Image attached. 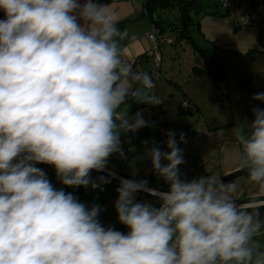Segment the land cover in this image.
Returning a JSON list of instances; mask_svg holds the SVG:
<instances>
[{
	"label": "clouds",
	"instance_id": "9594fccd",
	"mask_svg": "<svg viewBox=\"0 0 264 264\" xmlns=\"http://www.w3.org/2000/svg\"><path fill=\"white\" fill-rule=\"evenodd\" d=\"M0 11V264H264L256 239L264 234V110L233 129L235 170L246 175L224 183L206 169L208 176L182 179L185 161L170 131L169 152H148L168 190L121 179L115 210L128 232L105 228L99 205L89 209L56 189L35 165L53 166L68 187L110 183L91 172L104 171L114 153L123 157L122 131L148 126L142 113L130 122L117 110L129 96L163 100L150 94V75L123 59L129 34L109 4L0 0ZM253 99L264 102V93ZM140 191L160 206L135 202Z\"/></svg>",
	"mask_w": 264,
	"mask_h": 264
},
{
	"label": "crops",
	"instance_id": "0c3cea01",
	"mask_svg": "<svg viewBox=\"0 0 264 264\" xmlns=\"http://www.w3.org/2000/svg\"><path fill=\"white\" fill-rule=\"evenodd\" d=\"M84 0H80L83 3ZM99 3L109 4L119 16V23L124 22L118 26L121 30L128 31V37L121 42L122 57L125 62L131 63L134 71L146 72L151 77H154L152 71L153 58L148 56L147 51L155 44L153 40L146 37L153 22L146 14L144 8V0H108ZM177 8V7H174ZM0 19H4V14ZM174 42V39L171 43ZM168 43V44H171ZM166 44V45H168ZM163 51L165 50V46ZM201 48V47H200ZM203 49V48H201ZM206 50V49H205ZM194 52H197L194 50ZM199 55V54H198ZM199 65L192 66L187 72L186 84L178 82L176 79L163 76L159 71L156 76V82L153 94L162 99L163 102L157 106L151 107L144 103H138L130 96L126 100L125 105H122L117 111L120 114L127 113V119L131 122L137 113H142L143 118L148 122V126L143 127L135 132H121L120 141L124 149L123 157L118 153H114L108 159L106 169L101 172L92 171L91 178L97 181L98 177L104 176L110 180V183H103L94 192L95 197L100 193H104L111 197L109 205H115L118 199L116 189L120 185V178L124 179H143L144 171L147 169L149 159L148 152L149 141L159 140L158 128L164 126L167 133L175 132L177 146L182 150L183 155L196 154L198 161L193 165L189 174V180L198 179L201 176H208L207 171H216L221 173V179L225 176L224 173H232L235 170L234 159L236 157L235 145L236 140L233 134V129L245 124L247 112L251 106L254 94L264 92V89L257 90L252 86L248 89L238 83V87L225 86L217 90L214 87L213 78L204 65L202 58L199 56ZM162 61V57H161ZM161 64V63H160ZM193 67L200 68V72L194 73ZM160 78L159 80H157ZM192 82L193 85H189ZM183 101H187L194 105L195 112H189L181 109ZM195 125V130L189 138L186 135V128ZM133 134L138 136V140L133 138ZM181 134H183V141H181ZM168 139V136H167ZM147 142V143H145ZM163 149H168L167 144L161 146ZM119 158L120 161H119ZM36 167L42 168L46 164H36ZM207 169V170H206ZM114 173V175H111ZM144 175V176H143ZM243 173L239 176L230 178L224 183L231 182L238 177L244 176ZM49 181L56 189H63L66 193H72L75 196L76 192L81 189L68 187L63 185L58 179L56 173L47 176ZM148 187L155 188L158 191H167L162 188L158 182L152 180L148 182ZM83 187L82 189H84ZM91 186L85 188L89 191ZM247 195L241 197L237 203L246 202ZM141 200L144 203L151 204L158 207L160 201L158 197L149 196L147 192H143ZM110 210L107 213V210ZM100 211L106 213V216L101 218L102 223L108 227V220L118 215L111 212V207L101 205ZM114 214V215H112ZM101 223V222H100ZM117 231L127 233L128 228L117 222ZM264 245V234L256 237Z\"/></svg>",
	"mask_w": 264,
	"mask_h": 264
},
{
	"label": "rangeland",
	"instance_id": "374dc122",
	"mask_svg": "<svg viewBox=\"0 0 264 264\" xmlns=\"http://www.w3.org/2000/svg\"><path fill=\"white\" fill-rule=\"evenodd\" d=\"M187 13L191 24H194L190 31L193 40L218 61L221 69L227 75L226 81L221 82L222 85L238 87V79L241 76H248L254 88L264 89V46L258 39L259 29L246 27L242 30H235L232 25L233 16L219 5L218 0H195L188 8ZM156 14L160 20L173 23L177 22L181 12L177 8L170 7L159 10ZM165 34L173 37L174 42L166 45L165 50H162L159 72L163 76L166 75V77L188 85L185 83L188 70L200 63L198 52H194L191 45L184 39L176 40L170 28L165 31ZM151 69L154 77L158 76V71L153 65ZM189 85H193L192 82ZM144 172L146 173V170ZM82 188L79 187L81 191L75 193V197L81 203H84L89 209L93 205L111 207V212L118 215L115 205L110 206L108 203L111 197L104 196L103 192L95 197L94 192L97 189L91 187L87 191ZM109 211L108 209L107 213ZM105 216L106 213L102 214L100 211L99 221ZM118 221V218L113 216L108 220L110 226L115 230L118 229ZM100 222L104 227H108L102 223L103 220Z\"/></svg>",
	"mask_w": 264,
	"mask_h": 264
},
{
	"label": "built area",
	"instance_id": "2783aa9c",
	"mask_svg": "<svg viewBox=\"0 0 264 264\" xmlns=\"http://www.w3.org/2000/svg\"><path fill=\"white\" fill-rule=\"evenodd\" d=\"M218 3L224 10H227L228 14H231L233 16L232 25L235 30H242L246 27H256L257 29H259L260 44L264 46V0H218ZM146 37L150 40H153L155 43L153 47H151L147 51V54L148 56L153 58V66L156 70H158L161 63L162 49L164 45L171 43L173 41V37L161 33L160 30L154 24L150 26L149 30L146 33ZM151 78L153 80L155 87L156 78L155 77H151ZM153 92H154V88L150 90V94L154 95ZM147 105L151 107L157 106L153 104H147ZM181 109L189 112H195L196 110L194 105H192L187 101H183V103L181 104ZM194 130H195V125L194 124L189 125L185 131L186 135L190 138ZM158 135H159L158 141H154V140L149 141V149L156 147L159 148L161 152L164 153L169 152L170 149L161 148V146L164 145L167 141V131L164 126L162 125L159 126ZM133 138L135 140H138V136L136 134H133ZM121 149L124 153V149L122 145H121ZM183 157L185 162L180 166H178L179 171L180 174L182 175H188L193 165L197 163L198 158L195 153L192 155H183ZM166 163L167 161L162 160V164H166ZM41 169L46 173L47 176L56 173L55 168L51 165H46ZM119 179H124V178L119 177ZM144 180H147L148 182L154 180L159 184L164 182V179L158 176V174L153 170L150 156L148 159ZM143 192L144 191H140L134 194L135 202L144 203L141 200V195ZM159 206L160 203L158 207Z\"/></svg>",
	"mask_w": 264,
	"mask_h": 264
},
{
	"label": "trees",
	"instance_id": "16d2710c",
	"mask_svg": "<svg viewBox=\"0 0 264 264\" xmlns=\"http://www.w3.org/2000/svg\"><path fill=\"white\" fill-rule=\"evenodd\" d=\"M104 1H108V0H102L101 2H104ZM194 1L195 0H144V8L146 10V14L148 15V17L150 18V20L153 22L154 25H155V20H154L153 14H156L157 11L162 10L164 8H170V7H177V9H179V11L181 12V15H180L179 19L177 20V22L171 23V27H170L171 31L174 34L175 39L176 40L184 39L187 43H189L191 45V47L195 51L198 52L199 56L202 58L204 65L208 68V70L210 71V73L212 75L214 87L217 90H220L221 87H223V88L225 87L224 85L221 84V82L226 81L227 75L221 69L218 61L215 60L207 50L201 49L195 43V41L193 40L191 33H190L191 27L194 24H191V20L188 16L187 10L194 3ZM1 16L2 15L0 14V17ZM124 22H127V21H121L118 24V26L122 25ZM160 32L165 34V31L163 32L162 30H160ZM258 39L260 40V35L258 36ZM200 70L201 69L198 67L192 68V71L194 73H198V72H200ZM238 82L240 85H242L248 89H252V85L250 83L248 76L247 77L241 76L238 79ZM261 93H264V92H261ZM257 108L264 110V102L252 99L251 106H250V108L247 112L246 118H245V121L247 124H250L255 119V115H254L253 110L257 109ZM243 173H246V172L234 171V172H232V175L224 176L222 178V181H226L230 178L239 176ZM181 178L185 179V180H189V177L187 175L181 174ZM142 180H144V178L143 179H135V181H142ZM159 185L164 189H168V187H169L165 181ZM244 201H247V199H245ZM260 211L262 213V219H264V209H260ZM105 228H109V227H105Z\"/></svg>",
	"mask_w": 264,
	"mask_h": 264
},
{
	"label": "water",
	"instance_id": "95a60500",
	"mask_svg": "<svg viewBox=\"0 0 264 264\" xmlns=\"http://www.w3.org/2000/svg\"><path fill=\"white\" fill-rule=\"evenodd\" d=\"M156 14H153L154 20H155V26L162 30L163 32L166 31L168 28L171 27V23L172 22H166V21H162L160 20V18L157 16Z\"/></svg>",
	"mask_w": 264,
	"mask_h": 264
}]
</instances>
